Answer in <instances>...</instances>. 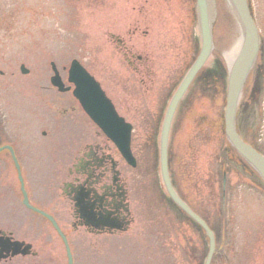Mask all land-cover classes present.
<instances>
[{"label":"rangeland","instance_id":"1","mask_svg":"<svg viewBox=\"0 0 264 264\" xmlns=\"http://www.w3.org/2000/svg\"><path fill=\"white\" fill-rule=\"evenodd\" d=\"M108 1L112 7L106 5L103 9L96 0H0V91L4 100H9V104L2 102L1 105L7 115V127L12 130L17 120L28 126L27 121L30 124L34 119L37 137L42 129H46L41 124L45 116L42 109L34 110L33 107L28 118L20 120L19 97L37 104L43 95L39 85L52 73L51 61L61 74L73 58L91 71L97 58L107 62L110 59L112 67L118 66L121 57L102 44L107 41L110 21L126 23L131 9L126 0ZM177 1L170 18L160 15L162 21L152 29L153 43H162L158 38L160 34L163 42L170 41L166 40L169 30L173 31L175 42L183 39L176 49L179 60L173 57L172 50H165L164 62L156 72L158 83L168 78L181 79L193 54L196 34L191 26L183 23L184 14L177 11ZM247 1L261 40L260 71L250 77L246 86L248 92L238 103V129L245 140L264 154V0ZM164 3L165 0L161 1V6ZM165 17L171 23H164ZM213 27L218 33L216 38L214 36L213 65L195 79L171 129L168 144L170 176L182 199L214 232L215 250L211 264H264V186L242 164L238 165L240 161L230 151L223 130L226 77L221 78V68L226 64V55L231 54L233 44L237 45V35L232 36L227 22L218 16ZM197 41L196 38L195 50ZM188 45L191 48L184 53ZM101 48L102 53L98 56ZM21 64L29 72L21 73ZM29 105L22 104L24 107ZM155 116L143 114V125ZM158 130L138 127L134 131L143 144H134L139 161L132 171L135 215L132 227L116 235L92 237L83 233L80 238H71L74 264H203L208 246L205 235L176 210L164 192L157 163ZM153 135L155 139L146 145V139ZM44 164L42 162L41 166ZM41 166L39 168L36 160L32 170L35 183L42 181L40 176L43 174L37 172L39 169L44 171L45 166ZM222 171L226 172L224 207L220 191ZM9 208L8 203L0 199V223L8 222ZM13 227L19 236H28L38 243L39 235L29 232L27 225L17 222ZM49 241H52V252L45 251L37 264H66L62 244L57 238L50 237ZM53 248L57 254H52ZM12 264H28V258L17 257Z\"/></svg>","mask_w":264,"mask_h":264},{"label":"flooded vegetation","instance_id":"2","mask_svg":"<svg viewBox=\"0 0 264 264\" xmlns=\"http://www.w3.org/2000/svg\"><path fill=\"white\" fill-rule=\"evenodd\" d=\"M161 1L163 0H126L125 3L131 9L129 20H126V23L110 21L106 31L107 41L102 44L103 47H111L113 53L121 57V62L118 66L112 67L109 57L107 58L109 64L106 59L97 58L96 61L99 63L93 67L92 71L86 67L99 83L116 112L131 125L130 147L134 158L133 164L121 156L114 142L90 118L73 94L74 84L67 80L69 66L63 68L65 73H60L65 90H59L51 83V75L45 83L39 85L40 90H44L48 94L44 99L41 98L37 101L44 103V120L49 129V131H40L39 137H37L34 119L30 120V124L27 121L28 128L21 136L7 127L8 125H3L2 121L4 120L6 124L7 115L5 109H1V105L2 102L9 104V100H4L0 91V157L7 158L15 164L9 150H1V147L9 145L13 148L16 156L14 157L20 166V173L14 168L15 176L5 180L9 185H6L5 189L9 191L12 187L13 192H11L12 196L8 194L10 197L4 200L10 208L9 216L6 217L8 222L0 223V231L3 232L0 233V246L10 247L9 252H11L13 247L10 243L15 240L29 244L28 254L19 253L11 256L9 253L5 257L3 256L5 251L0 252V264H12L17 257L28 258V264H37L38 258L45 251L52 252V246L49 249L48 241L45 239L40 238L37 243L35 239L28 236H19L13 227V224L22 222L28 226V231L32 233L35 229L33 221L38 220L40 221L38 225L41 228H43V224H47L52 230H55L47 218L38 214L30 206L48 211L62 231H66L67 226H70L74 230H79L82 234L86 233L92 237L123 232L113 228V233H111L108 225L102 223L106 220L118 224L133 217L130 208L129 211L127 209L126 199L128 200L131 192L132 171L137 168L139 161L134 144L135 142L141 146L143 144L136 137L134 131L138 127L160 129L168 100L181 81V79L168 78L165 82L162 80L161 83H158L159 76L156 72L164 62L165 50H172V54L175 53L173 57L175 59L177 57L179 60L180 56L177 55L176 49H179V43L183 41L180 38L175 42L174 38V40L169 39L170 41L163 42L161 34L158 36L157 33L159 41L162 43H153L152 29L157 26L160 20L162 21L160 15L168 14L170 17L175 6V0H165L164 6H161ZM96 2L100 3L103 9L106 8V5L108 8L112 7L111 1L108 0H96ZM147 5L152 9L149 10ZM176 5L177 11L184 14V16L182 15L185 19L183 23L188 27L191 26L198 40L195 50L196 38L194 39L190 65L198 53L200 44L196 26L195 0H178ZM163 9L166 13H163ZM190 48V45L186 46L184 53H188ZM102 50V48L98 50V56L101 55ZM257 67L258 70L255 74L260 71L259 65ZM193 84L189 86L174 112L170 134L175 116ZM143 114H155L156 116L143 125ZM23 125L26 126V124ZM54 126L66 128L68 135L62 136L65 141L64 148L57 159L53 161L54 167L50 169L45 167L43 172L42 169L37 171L43 174L40 177L46 184L44 186L41 181L39 183L41 187H39L34 182L35 177L32 175V170L35 167V161L37 160L39 163L46 159L48 150L55 147L54 144H58V141L49 143L42 139L53 133L51 127L54 128ZM153 139H155V135L146 139V145L151 144L150 140ZM41 164L42 162L38 165L39 168ZM171 182L174 186L172 179ZM6 194L5 192L4 196H0L3 198L7 196ZM81 195L84 196L87 209L75 205ZM25 200L30 206L25 203ZM176 210L180 212L178 208ZM20 212L21 215L18 214ZM126 230H128V226ZM56 236L58 235L56 234ZM23 248L24 246L19 251L21 252Z\"/></svg>","mask_w":264,"mask_h":264},{"label":"water","instance_id":"3","mask_svg":"<svg viewBox=\"0 0 264 264\" xmlns=\"http://www.w3.org/2000/svg\"><path fill=\"white\" fill-rule=\"evenodd\" d=\"M228 15H234L238 28L237 49L227 67V86L225 91V105L223 110V130L227 142L234 149L237 157L253 170L260 177L264 184V155L250 143L246 142L239 135L236 128L237 102L242 88L247 68L255 67L257 56L260 51L261 40L255 20L251 14L247 0H220ZM215 0H195L196 26L200 36V47L196 59L183 77L179 86L172 95L171 101L167 106L164 115L162 128L159 135L158 153H159V174L160 180L171 202L182 212L186 214L194 224L203 232L207 239V251L203 264H211L215 250V235L212 228L208 225L204 218L190 208V206L175 191L169 174L168 168V140L170 134V125L173 118L175 108L181 96L188 87L195 73L202 67L203 62L211 54L213 50L211 27L215 21L217 7ZM230 10V13L229 11ZM231 15V16H232ZM252 64V65H251ZM52 74L51 83L65 90L60 72L54 62H50ZM20 71L23 74L29 72L24 64L20 65ZM67 80L74 84L73 94L80 101L85 112L90 118L98 124L101 130L114 142L121 156L134 163V158L130 147L131 125L120 116L111 101L106 97L105 93L99 86L92 74L84 67V65L76 58L70 61L68 67ZM252 174L254 175V172ZM255 176V175H254ZM223 189L226 183V174L223 175ZM260 180V181H261ZM25 195V193H24ZM75 205L87 209V203L84 196L81 195ZM224 197V196H223ZM25 203H28L25 200ZM224 204V201H223ZM30 206V205H28ZM182 212V213H183ZM183 213V214H184ZM54 229L59 232L66 251V264H74L73 256L68 243V239L58 226L53 217L47 215ZM108 225L110 232L114 230H126V221L115 224L113 221L106 220L102 222ZM0 233H3L0 231ZM13 247L0 246V252L5 251V255L11 256L21 253L28 254L29 244L23 241H13L10 243ZM24 246L21 252L19 249Z\"/></svg>","mask_w":264,"mask_h":264},{"label":"bare ground","instance_id":"4","mask_svg":"<svg viewBox=\"0 0 264 264\" xmlns=\"http://www.w3.org/2000/svg\"><path fill=\"white\" fill-rule=\"evenodd\" d=\"M216 1V7H217V9H216V12H217V15H216V17L218 16V18H221L222 19V21H225V22H227V24L229 25V27H230V31H231V34H232V36L234 35H237L238 34V28H236V26H237V24H236V19H235V17H234V15H232V14H230V15H228L227 14V12H226V10H225V8L222 6V4H221V2H220V0H215ZM229 11V13H230V10H228ZM251 11V10H250ZM166 13V12H165ZM252 14V13H251ZM232 15V16H231ZM165 16H167V17H169V15L168 14H166ZM196 16V15H195ZM253 16V15H252ZM166 18V17H165ZM170 18V17H169ZM167 20H165V21H163L164 23H171L170 22V20L168 19V18H166ZM216 19V18H215ZM213 24H215V21L213 22ZM160 25H162V23L160 24ZM162 28H163V26H162ZM213 25H212V27H211V31H212V43H213V49H214V47H215V39H214V36L216 35V36H218V33L215 31L214 32V30H213ZM198 30V29H197ZM168 31V29L165 31V33ZM170 31V32H169ZM167 33L168 34H170L169 35V37H168V39H166V40H169V39H173V38H175V36H174V33H173V31L172 30H169ZM198 34H199V32H198ZM216 36H215V38H216ZM199 38H200V36H199ZM236 44H237V41H236ZM199 47H200V44H199ZM236 49H237V45L235 46V44H233V47H232V50H230V52H231V54H227L226 55V57H227V62H226V64L224 65V66H222V68H221V70L223 71V73H224V76L225 77H227V70H228V66H229V63H230V61H231V59H232V56L234 55V52L236 51ZM212 53H213V50H212V52H211V54L209 55V57H207L206 58V60L203 62V64H202V67L195 73V75H194V77L192 78V80L190 81V83H189V85H188V87L186 88V90H185V92H187V90H188V88H189V86L190 85H192L193 84V82L195 81V79L196 78H198V75L203 71V70H205L206 68H210L213 64H212V61H211V56H212ZM198 54V53H197ZM259 55H260V51H259V54H258V56H257V61H256V65H255V67H252L250 70H248L249 68H247V70H246V73H245V76H244V79H243V82H242V84H241V86H242V88H241V90H240V94H239V97H238V102H237V104L238 103H240V101H241V99L246 95V92H248V90H246V86H247V84H248V82H249V79H250V77L251 76H255V72H257V70H258V67H257V65H259ZM197 57V56H196ZM196 57H195V59H196ZM194 59V60H195ZM194 60L192 61V63L189 65V67L187 68V70L185 71V73H184V75H183V77L186 75V73H187V71L189 70V68L191 67V65L193 64V62H194ZM52 62H54V61H52ZM55 63V62H54ZM97 63H99V61H95V63H94V66L97 64ZM212 64V65H211ZM252 65V64H251ZM85 68H86V66H84ZM87 69V68H86ZM50 70H51V72H52V69H51V65H50ZM52 74V73H51ZM183 77L181 78V81H182V79H183ZM180 81V82H181ZM180 84V83H179ZM179 84H178V86H179ZM224 85H225V91H226V86H227V81H226V83H224ZM177 86V87H178ZM177 89V88H176ZM175 89V90H176ZM175 90H174V92H175ZM41 91V90H40ZM42 92V96L40 97V99L41 98H45V97H47V95L48 94H46V92L44 91V90H42L41 91ZM185 92L183 93V95L181 96V98H180V100L178 101V103H177V106H178V104L180 103V101L182 100V98H183V96H184V94H185ZM173 95V94H172ZM20 96V95H19ZM171 98H172V96L169 98V100H168V105H169V102L171 101ZM20 102H19V104H21V109H22V112L21 113H18V114H22V119H20V120H26L27 118H28V114L29 113H32V111H34V110H36V109H42V111L44 110V103H39V102H37V104L36 103H34V102H28V101H26V99L25 100H21V98H20V100H19ZM39 101V100H38ZM22 104H30L29 106H22ZM167 105V106H168ZM224 105H225V103H224ZM177 106H176V108H177ZM33 107H34V110H32L33 109ZM237 107H238V105H237ZM176 108H175V110H176ZM238 109V108H237ZM166 110H167V108H166ZM166 112V111H165ZM175 112V111H174ZM164 115H165V113L163 114V117H162V122H161V125H160V129L158 130L159 131V133H158V139H159V135H160V130H161V128H162V124H163V119H164ZM173 117H174V114H173ZM240 121V120H239ZM3 122V125H5V121L3 120L2 121ZM24 122V121H23ZM171 122H172V120H171ZM25 123V122H24ZM41 124H43L45 127H46V129H44L45 131H49V129H48V124L45 122V120H43L42 122H41ZM23 127V128H22ZM170 127H171V125H170ZM28 128V126H24L21 122H18V121H16L15 123H14V125H13V127H12V129L16 132V133H19L20 134V136L25 132V130ZM51 129L53 130V133L52 134H50V136H47L46 138H42L44 141H46V142H48L49 141V143H54V141H58V144H54L55 145V147H53L52 149H49L48 150V154H47V157H46V159H44L43 161L41 160V161H39V163H38V165L41 163V162H44L45 164L44 165H42L41 166V168L43 167V166H45V167H47L48 169H50V168H53L54 166H53V161L55 160V159H57V157L62 153V149L64 148V145H63V143H65V141H63V137L62 136H64V135H68V130L66 129V128H63L62 126H54V128L53 127H51ZM43 130V129H42ZM41 130V131H42ZM51 131V130H50ZM238 133H239V135H240V132L238 131ZM243 140H244V138H242ZM228 146H229V148H230V151H232L234 154H235V156L237 157V155H236V153H235V151H234V149L230 146V144L228 143ZM2 149H8L9 150V152L11 153V155H13L12 157H13V161H14V163L15 164H13L11 161H9L7 158H4V157H0V195H2V196H4V194H5V192L7 193L6 195V197H0V199H2V200H5V199H7L8 197H10V196H12L11 195V192H13V188L11 187L10 189H9V191L8 190H6L5 189V187H6V185L7 186H9L8 184H7V182H5V180L6 179H8L9 177H11V176H15V173H14V171L13 170H17L18 171V173H20V166H19V163L17 162V160L15 159V153H14V150H13V148L11 147V146H9V145H7V146H3V147H1V150ZM262 153V152H261ZM263 154V153H262ZM264 155V154H263ZM1 156V155H0ZM15 156V157H14ZM237 159L239 160V161H241L238 157H237ZM242 162V161H241ZM157 163H158V169H159V153H158V157H157ZM243 163V162H242ZM243 165L245 166V169L247 170V172H249V173H252V171H251V169L248 167V166H246L244 163H243ZM15 168V169H14ZM168 168H169V162H168ZM170 171V170H169ZM224 172V171H223ZM222 172V177H221V193H222V195H221V197H222V202L225 200V190H226V183H225V187H224V189H223V185H222V182H223V175H224V173ZM254 172V171H253ZM20 175V174H19ZM254 175H255V177L260 181L261 179H260V177L259 176H257V174H255V172H254ZM171 179V178H170ZM42 182H43V185L45 186L46 184H44V179L42 178ZM262 184H263V182H262V180L260 181ZM39 183H40V181H39ZM39 183H35L37 186H39ZM172 183V182H171ZM173 185V184H172ZM263 186H264V184H263ZM39 187H41V186H39ZM174 187V186H173ZM174 189H175V187H174ZM175 191L177 192V190L175 189ZM164 192L166 193V191H165V189H164ZM8 194L10 195V196H8ZM177 194L180 196V194L177 192ZM166 195H167V193H166ZM224 196V197H223ZM167 197H168V195H167ZM181 197V196H180ZM169 198V197H168ZM182 198V197H181ZM170 200V199H169ZM132 201H133V194H132V187H131V192L129 193V198H128V200L126 199V204H127V209H128V211H129V208H130V210H131V215H133V217L131 218L130 217V219H128L127 221H126V227L128 226V229L130 228V227H132V225H133V223H134V221H135V215H134V212H133V207H132ZM171 201V200H170ZM185 201V200H184ZM186 202V201H185ZM187 203V202H186ZM188 204V203H187ZM174 205V204H173ZM189 205V204H188ZM175 206V205H174ZM190 206V205H189ZM225 206V203L223 204L222 203V207H224ZM33 210H35V211H37L38 212V214H40V215H42L43 217H45V218H47L46 216L47 215H49V216H51V217H53L50 213H48V211H45V210H43V209H37V208H34L33 206H30ZM175 208H177L176 206H175ZM190 208L192 209V210H194L191 206H190ZM195 211V210H194ZM183 212V211H182ZM181 211H180V213L183 215V216H185L186 217V214L184 213H182ZM197 213V212H196ZM129 216H130V212H129ZM201 216V215H200ZM206 221V220H205ZM207 222V221H206ZM38 220H35V221H33V225L35 224V227L36 226H38V227H36V229H34V233L36 234V235H39V238H43V239H45L46 241H48V247H49V249L51 248V244H52V241H49V239H50V237L51 238H57L58 240H59V242L61 243V241H62V239H61V237H60V235L58 234L59 232H57L56 230H52V228L50 227V226H48L47 224H43V226H44V228H41L39 225H38ZM37 224V225H36ZM209 225V224H208ZM42 226V227H43ZM210 226V225H209ZM44 229V230H43ZM127 231V230H126ZM123 232H125V231H123ZM63 234H65L66 235V237H67V239H68V243H69V245H70V241H71V238H74V239H77V238H80V236H81V232L79 231V230H74L73 228H71L70 226H67V230L66 231H63L62 232ZM111 233H113V232H111ZM120 233H122V232H120ZM120 233H113V234H111V235H116V234H120ZM56 234L58 235V236H56ZM60 239H61V241H60ZM74 239H73V241H74ZM62 246H63V251H64V254H65V257H66V251H65V246H64V243H63V241H62ZM70 249H71V252H72V248H71V245H70ZM52 254H57L55 251H54V248H53V253ZM72 254V256H73V253H71ZM57 257V256H56ZM53 260V259H52ZM204 260L205 259H203V263H204ZM73 262H74V256H73Z\"/></svg>","mask_w":264,"mask_h":264},{"label":"trees","instance_id":"5","mask_svg":"<svg viewBox=\"0 0 264 264\" xmlns=\"http://www.w3.org/2000/svg\"><path fill=\"white\" fill-rule=\"evenodd\" d=\"M224 73H223V71L221 70V78L224 80ZM239 117L237 118V129H238V124H239ZM238 131H239V129H238ZM240 132V131H239ZM240 135H241V133H240ZM242 136V135H241ZM243 137V136H242ZM225 152V151H224ZM228 152V151H227ZM240 165V164H239ZM245 167V166H244ZM256 181L258 180V179H255ZM182 215V214H181ZM183 216V215H182ZM183 217H185V216H183ZM186 218V217H185ZM190 222H192V221H190ZM193 223V222H192ZM194 225H196V224H194Z\"/></svg>","mask_w":264,"mask_h":264}]
</instances>
